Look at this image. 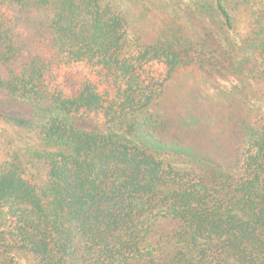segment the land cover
I'll list each match as a JSON object with an SVG mask.
<instances>
[{
	"label": "trees",
	"instance_id": "obj_1",
	"mask_svg": "<svg viewBox=\"0 0 264 264\" xmlns=\"http://www.w3.org/2000/svg\"><path fill=\"white\" fill-rule=\"evenodd\" d=\"M213 6L233 31L224 1ZM188 52L176 37H129L110 1L0 0V97L51 111L26 125L40 146L21 156L37 178L0 161V264H264V120L233 172L210 173L78 123L105 128L146 110ZM231 59L236 74L264 79V21ZM167 219L178 226L149 243Z\"/></svg>",
	"mask_w": 264,
	"mask_h": 264
},
{
	"label": "rangeland",
	"instance_id": "obj_2",
	"mask_svg": "<svg viewBox=\"0 0 264 264\" xmlns=\"http://www.w3.org/2000/svg\"><path fill=\"white\" fill-rule=\"evenodd\" d=\"M103 1L124 12L129 37L144 45L179 38L181 48H189V59L175 69L161 96L146 110L105 128L92 121L78 123L136 141L179 170L233 172L249 128L264 120V79L236 74L229 62L238 44L252 34L254 22L264 21V0H223L233 17V31L214 10L215 0ZM77 81L71 77V82ZM0 113V161H14L26 179L37 178L21 156L25 147L40 146L26 125L42 121L51 111L0 97ZM132 122L135 131L126 138L123 127ZM177 226L174 220L157 221L148 242ZM21 264L33 262L24 259Z\"/></svg>",
	"mask_w": 264,
	"mask_h": 264
}]
</instances>
